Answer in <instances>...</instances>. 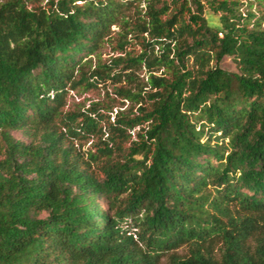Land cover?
<instances>
[{"label": "trees", "instance_id": "obj_1", "mask_svg": "<svg viewBox=\"0 0 264 264\" xmlns=\"http://www.w3.org/2000/svg\"><path fill=\"white\" fill-rule=\"evenodd\" d=\"M32 1H0V264H264V0ZM119 23L140 50L92 68ZM107 82L136 110H65Z\"/></svg>", "mask_w": 264, "mask_h": 264}, {"label": "rangeland", "instance_id": "obj_2", "mask_svg": "<svg viewBox=\"0 0 264 264\" xmlns=\"http://www.w3.org/2000/svg\"><path fill=\"white\" fill-rule=\"evenodd\" d=\"M2 1V0H0ZM42 0H35L32 1V3L38 4ZM241 4V11L244 12L247 10V5H249L251 2L250 0H238ZM44 2V1H43ZM126 2V1H123ZM145 2L144 0H132L131 4L122 7V13L120 14V17H125L126 19L136 21L141 14L140 11H144ZM253 11H260L264 14V6L259 4L256 1L252 2V8ZM123 33V30L121 29V25L115 24L111 27V33L109 35V38L105 43L102 45V47L98 50L97 54L93 55L91 58V66L92 68L97 63H104L109 62L111 59L116 57H124L126 53L135 54L138 53L140 50V46L136 43V41H130L128 45L125 46V52H122L119 50L118 45L120 43V37ZM221 68H223L226 71L229 72H236V67L234 62L230 58H224L220 63ZM163 70L157 73L159 75ZM140 80L142 82L146 81L145 71L141 72V75L139 76ZM121 86H127V83L123 82ZM113 86L108 84H99L96 88L93 89H83L78 88L77 90L71 91L67 97L66 102V111H75L78 109H86L90 106L92 102L94 103H100L103 105H106L107 107L111 108L113 110V113H115L116 110H125L131 109L133 111L136 110V106H132L130 102L121 99L119 96L115 95L113 93ZM12 135L19 140L28 142V139L18 131L12 132ZM91 145V142H87L84 145V149H87ZM185 253V250L178 251L179 255H183ZM161 264H168L166 258H164L161 261Z\"/></svg>", "mask_w": 264, "mask_h": 264}]
</instances>
